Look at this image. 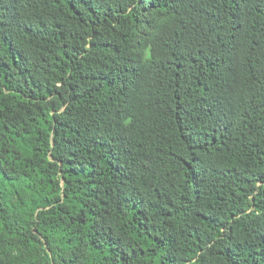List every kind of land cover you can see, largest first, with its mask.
I'll return each instance as SVG.
<instances>
[{
  "label": "trees",
  "instance_id": "16d2710c",
  "mask_svg": "<svg viewBox=\"0 0 264 264\" xmlns=\"http://www.w3.org/2000/svg\"><path fill=\"white\" fill-rule=\"evenodd\" d=\"M0 264H264V0H0Z\"/></svg>",
  "mask_w": 264,
  "mask_h": 264
}]
</instances>
